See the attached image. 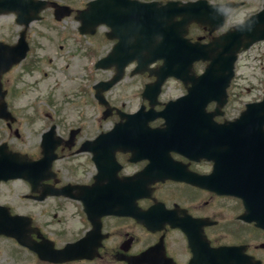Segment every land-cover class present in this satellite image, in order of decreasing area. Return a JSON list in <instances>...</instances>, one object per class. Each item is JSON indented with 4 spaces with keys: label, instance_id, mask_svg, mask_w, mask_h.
<instances>
[{
    "label": "flooded vegetation",
    "instance_id": "obj_1",
    "mask_svg": "<svg viewBox=\"0 0 264 264\" xmlns=\"http://www.w3.org/2000/svg\"><path fill=\"white\" fill-rule=\"evenodd\" d=\"M59 1L73 7L71 16L57 21L55 9L49 8L43 13L41 23L28 30L29 40L53 55L54 58H48L51 63L55 61L51 75L48 72L45 75H4L10 111L16 118H0V146L6 152L26 154L33 160L44 158L43 134L55 126L56 157L52 172L46 167L29 168L40 176L1 179L0 206L8 208L12 214L27 216L25 220H30V224L24 228L29 230L34 242L49 239L63 246L92 231V251L99 245L98 251L91 259L73 264H130L128 256L153 246H158L159 262L163 256L172 264H189L193 257L191 237L209 240L217 248V264H231L234 257L238 261L243 259L244 264H255L256 259L264 264V228L243 216L244 199L224 193L223 178L218 179L221 187L208 184V175L216 164L219 174H223L229 170L230 163L209 159L202 138L198 144L196 136L187 135L192 131L178 127L160 133L151 129L166 125L165 117L155 112L166 108L163 95L171 82L175 89L181 90L180 94L185 93L191 83L186 85L181 80L169 79L163 86L162 102L152 105L143 98V90L155 77L126 75L116 88L106 92L111 104L109 116L105 117L107 107L97 103L95 97L96 67L89 63L93 59L95 36L80 34L76 19L78 9L85 3ZM233 1L240 3L237 9L247 19L264 7V0ZM10 16L7 39L15 43L19 25L16 15L11 13ZM204 28L193 23L191 37H209V31ZM229 28L232 27L224 31ZM102 29L104 33L108 30L100 27L98 33ZM249 51L247 55H244L247 51L240 53L239 59L244 56L262 62L264 40L255 43ZM113 73L114 70L109 71L101 80ZM248 79L247 89L252 101L260 100L264 96V75L256 67ZM31 88L43 92L39 97L44 103L41 121L37 118L39 114L36 120L20 118L21 107L27 105L23 107L26 110L36 106L29 104ZM234 88L240 90L238 80ZM87 103L99 110V125H96L95 110L87 109ZM47 106L53 110L55 107V112H50ZM142 109L141 116L155 118L143 121L140 126H137L140 122L133 121L131 124L136 126L122 129L125 135L120 137L99 139L100 133L109 131L119 122H127L130 114ZM138 132L144 134L134 135ZM258 138L264 140V137ZM116 141H120L119 146L112 143ZM232 165L238 167L239 160H233ZM163 173L172 177L160 180L158 177ZM85 202L93 207V215L85 213ZM109 206L130 207L139 214L153 207L152 220L167 215L170 221L152 230L144 225L142 215L105 213ZM200 218H205L209 224L201 226ZM182 226L190 228L193 234ZM226 246L236 247L227 249ZM41 263L29 246L0 234V264Z\"/></svg>",
    "mask_w": 264,
    "mask_h": 264
},
{
    "label": "clouds",
    "instance_id": "obj_2",
    "mask_svg": "<svg viewBox=\"0 0 264 264\" xmlns=\"http://www.w3.org/2000/svg\"><path fill=\"white\" fill-rule=\"evenodd\" d=\"M217 14L223 17V24L220 31H224L228 27L239 28L247 22V18L243 13L233 5L232 0H208Z\"/></svg>",
    "mask_w": 264,
    "mask_h": 264
},
{
    "label": "rangeland",
    "instance_id": "obj_3",
    "mask_svg": "<svg viewBox=\"0 0 264 264\" xmlns=\"http://www.w3.org/2000/svg\"><path fill=\"white\" fill-rule=\"evenodd\" d=\"M5 22H3V21H0V24H4ZM6 24V23H5ZM43 53L44 54H48L47 53V50H43ZM240 73H241V75H243V74H245V75H250L251 73H250V71H249V69H248V67L246 66V64H241V67H240Z\"/></svg>",
    "mask_w": 264,
    "mask_h": 264
},
{
    "label": "water",
    "instance_id": "obj_4",
    "mask_svg": "<svg viewBox=\"0 0 264 264\" xmlns=\"http://www.w3.org/2000/svg\"><path fill=\"white\" fill-rule=\"evenodd\" d=\"M208 75H210V74H208Z\"/></svg>",
    "mask_w": 264,
    "mask_h": 264
}]
</instances>
